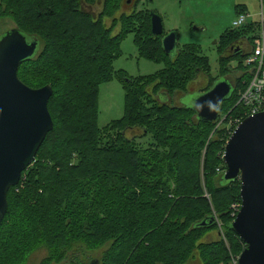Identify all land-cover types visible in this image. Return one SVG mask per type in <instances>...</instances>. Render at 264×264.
Segmentation results:
<instances>
[{
  "label": "trees",
  "instance_id": "obj_1",
  "mask_svg": "<svg viewBox=\"0 0 264 264\" xmlns=\"http://www.w3.org/2000/svg\"><path fill=\"white\" fill-rule=\"evenodd\" d=\"M122 2L127 0H0V19H10L26 38L39 44L35 56L20 64L19 80L31 89L51 86L53 90L48 102L53 130L18 186L7 194L8 209L0 224L1 260L24 264L33 251L43 248L46 261L51 262L94 239L95 248H106L99 264H185L195 249L200 250L203 264H228L222 241L197 245L204 233L217 228L211 208L222 219L229 244L242 248L230 229L228 211L230 203L240 205V183H220L225 171L222 155L230 137L226 123L200 122L192 109L172 106L159 97L187 93L190 80L211 70L201 48L184 45L174 57L166 55L164 37L151 34L150 13L141 16L144 32L136 31L133 44L141 59L163 65V70L123 78V117L102 130L97 126L99 86L114 75L118 80L119 74L125 75L112 69L135 15L134 11L122 14L121 31L113 35ZM97 4L101 12L95 15L90 9ZM234 11L238 17L247 13L244 5ZM106 19L112 20L110 28L104 24ZM258 31L257 24L247 23L226 30L218 39L220 79L231 71L237 76L243 73L247 80L243 62L249 51L243 53L240 43L249 40L252 47ZM231 60L238 64L234 70ZM241 79L232 82L230 97L218 109L220 116L241 112L235 107L244 88ZM128 130L142 131L141 138L150 136V148L140 149L135 139L125 136ZM213 130L216 140L208 139ZM106 132H114L115 139L103 145ZM221 136L226 138L224 144ZM73 157H77L74 166ZM215 175L217 187L211 182ZM202 178L208 201L203 197ZM11 197H19L23 207L13 227L1 232ZM211 218L212 226H199Z\"/></svg>",
  "mask_w": 264,
  "mask_h": 264
},
{
  "label": "water",
  "instance_id": "obj_2",
  "mask_svg": "<svg viewBox=\"0 0 264 264\" xmlns=\"http://www.w3.org/2000/svg\"><path fill=\"white\" fill-rule=\"evenodd\" d=\"M150 23L152 36H162L161 18L150 12ZM177 40L175 31L162 39L166 55H176ZM38 48L36 39L29 40L18 29L0 37V224L7 213L9 190L18 186L22 173L35 162L46 136L53 130L48 111L51 86L31 89L17 75L20 64L33 58ZM232 91L230 83L220 79L190 109L200 122L215 123L218 111H210L205 102L219 100L220 107ZM222 161L225 172L221 185L240 183V209L230 225L244 246L237 264H264V111L248 117L236 128L224 147ZM214 222L211 218L199 226H212ZM90 264L99 262L93 260Z\"/></svg>",
  "mask_w": 264,
  "mask_h": 264
},
{
  "label": "rangeland",
  "instance_id": "obj_3",
  "mask_svg": "<svg viewBox=\"0 0 264 264\" xmlns=\"http://www.w3.org/2000/svg\"><path fill=\"white\" fill-rule=\"evenodd\" d=\"M130 4L123 3L121 5L120 11H117L115 19H117V24L112 29V34L115 35L120 33V16L122 14L130 15L133 11V19L129 21L130 35H126L120 47V54L117 59L112 63V69L114 74L124 73V77L119 74L120 80L114 75L112 81L101 84L98 88V100H97V126L99 129H104L106 126L110 125L112 122L119 121L124 114L125 105V93L122 89L124 86L123 78L133 79L141 78L144 76L153 75L157 72L163 70V65H159L153 62L145 61L141 59L138 55L137 49L133 44V35L143 34V23L139 21L141 16L146 15L148 17L150 12L158 15L162 20L163 25V37L172 31H175L178 35L177 46L175 53L184 45H196L202 50L203 56L209 58L211 70L207 72H199L194 80H190L187 86V94L182 91H178L171 96V99L167 101L165 94H161L159 97L163 99V102L175 107H188L191 108L194 101L205 92L209 90L214 80L219 82L222 77V73L219 70L218 55L216 53L217 45L214 44L223 35L226 30H232L233 23L238 16L235 14L234 8L237 5H244L246 7V15L248 16L247 23L257 24L259 26L260 32L262 31V25L264 26V4L263 10H261L260 0H189L184 2L177 1H167V0H129ZM134 3V4H133ZM90 12L98 15L101 12L100 4L92 7ZM141 14V15H140ZM138 15V17H137ZM145 20V19H143ZM106 28L112 26V20H104ZM115 24V23H114ZM16 25L8 18L0 19V37H2L6 32L11 29H16ZM196 29V30H195ZM133 31V33H131ZM137 31V34H136ZM229 66L232 70L238 67L236 60H231ZM229 72L225 74V78H229L234 82L238 81V78H242V81L246 80L243 77V73ZM216 82V83H217ZM240 82V83H241ZM215 83V84H216ZM123 84V85H121ZM244 85V84H243ZM186 94V95H185ZM185 95V96H183ZM240 112L237 114V116ZM259 114V113H258ZM257 115V114H256ZM255 116V115H254ZM235 117V116H234ZM234 117H227L226 123L228 124L229 119H234ZM247 118H244V120ZM237 128V127H236ZM235 128V130H236ZM106 134V135H105ZM110 134V135H108ZM233 134V133H232ZM231 134V135H232ZM143 135L142 131H131L125 132V136L128 139H135L137 145L140 149H149L152 139L150 136L146 138H141ZM209 138L213 140L217 139L216 132L211 131ZM231 137V136H230ZM229 137V138H230ZM222 144H224L226 138L224 136L220 137ZM227 139L226 143L228 142ZM115 139L114 132H106L102 134V144L104 145L107 141H113ZM225 143V145H226ZM206 144L203 147L202 155L205 154ZM48 148V146H47ZM220 153H218L219 157ZM74 161L72 165L77 163V157H73ZM220 163V162H219ZM220 166V165H219ZM218 166V167H219ZM218 167H216L218 169ZM202 173V168H200ZM217 176L212 177L211 182L214 187H217ZM54 188V187H51ZM202 192L203 197L208 201L209 194L205 192V183L202 178ZM19 198V197H18ZM17 197H11L9 214L5 219L4 227L1 232L9 231L13 227V222L15 221V215L18 210L23 207L17 202ZM20 197V201L22 200ZM210 202V201H209ZM237 203H230L228 205V211L230 212V223H232L236 217L235 207ZM52 208V207H51ZM50 208V210H51ZM30 211V210H29ZM34 211V210H33ZM52 211V210H51ZM212 215L216 218L217 228L212 231L204 233L197 241V245H208L222 241L227 248L228 252V264H237V260L241 255L244 246L239 249L238 246H232L229 244V236L224 230V224L219 214L211 208ZM32 212H29L31 215ZM50 214V213H49ZM25 222L23 223V225ZM31 225V224H30ZM7 234V233H6ZM6 237V235H5ZM47 242V241H45ZM96 242L94 239H87L83 246H75L77 248L73 249L72 252L64 254L62 259H54L53 261L47 260V251L43 248L33 251L27 261L24 264H90L91 260H101L105 253L106 248H95ZM205 257V256H204ZM210 258L206 256V259ZM211 259V258H210ZM0 264H15L14 262H9L5 259H0ZM185 264H203L201 259V253L199 249H195L191 258ZM211 264V263H210ZM222 264V263H219Z\"/></svg>",
  "mask_w": 264,
  "mask_h": 264
},
{
  "label": "built area",
  "instance_id": "obj_4",
  "mask_svg": "<svg viewBox=\"0 0 264 264\" xmlns=\"http://www.w3.org/2000/svg\"><path fill=\"white\" fill-rule=\"evenodd\" d=\"M261 2V10H263V3ZM247 15H241L236 18L233 23V28H240L247 24ZM243 67L247 73V80L243 82L244 88L238 95V101L235 107L241 109L240 114L229 119L226 123L227 116H220L218 114V126H222L226 123V127L231 134L235 131L243 121L244 118L254 116L264 111V26L262 25V31H258L253 45L250 48L248 54L244 58ZM219 173L220 171L217 170ZM225 172V171H224ZM223 172V173H224ZM235 214L237 215L240 209V205H236Z\"/></svg>",
  "mask_w": 264,
  "mask_h": 264
},
{
  "label": "flooded vegetation",
  "instance_id": "obj_5",
  "mask_svg": "<svg viewBox=\"0 0 264 264\" xmlns=\"http://www.w3.org/2000/svg\"><path fill=\"white\" fill-rule=\"evenodd\" d=\"M90 10H91V9H90ZM167 34H168V33H167ZM167 34H166V35H167ZM166 35H165V36H166ZM165 36H164V37H165ZM240 45H241L240 48H241V50H242L243 53H246V52H248V51L250 50V47H251V46H250V42H249V40H245V41H243L242 43H240ZM222 80H226V81H228V82L230 83V85L232 86V89H233V85H232V80H231V79H229V78H222ZM186 94H187V93H186ZM186 94H185V95H186ZM185 95H183V96H185ZM166 96H167V97H165V98L167 99V101H169V100L171 99V97H170L169 95H167V94H166ZM163 98H164V97H163ZM165 98H164V99H165ZM164 99H160V101L163 102ZM165 103H167V102H165Z\"/></svg>",
  "mask_w": 264,
  "mask_h": 264
},
{
  "label": "clouds",
  "instance_id": "obj_6",
  "mask_svg": "<svg viewBox=\"0 0 264 264\" xmlns=\"http://www.w3.org/2000/svg\"><path fill=\"white\" fill-rule=\"evenodd\" d=\"M205 103L209 107V110L210 111H218V109H219V103H220L219 100H217L215 102H213V101L210 100V101H206Z\"/></svg>",
  "mask_w": 264,
  "mask_h": 264
}]
</instances>
